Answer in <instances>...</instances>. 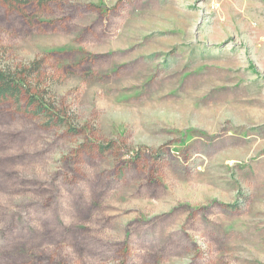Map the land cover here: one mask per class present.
<instances>
[{
    "label": "rangeland",
    "instance_id": "374dc122",
    "mask_svg": "<svg viewBox=\"0 0 264 264\" xmlns=\"http://www.w3.org/2000/svg\"><path fill=\"white\" fill-rule=\"evenodd\" d=\"M12 2L0 264H264V0Z\"/></svg>",
    "mask_w": 264,
    "mask_h": 264
},
{
    "label": "trees",
    "instance_id": "16d2710c",
    "mask_svg": "<svg viewBox=\"0 0 264 264\" xmlns=\"http://www.w3.org/2000/svg\"><path fill=\"white\" fill-rule=\"evenodd\" d=\"M36 0H13L16 5H26ZM31 73L29 71H18L17 73L0 71V104L4 102H14L20 105L26 100L28 107L32 109L35 117H42L48 121L62 119L56 113L49 101L44 95L33 91L32 84L29 83ZM31 81V80H30Z\"/></svg>",
    "mask_w": 264,
    "mask_h": 264
}]
</instances>
